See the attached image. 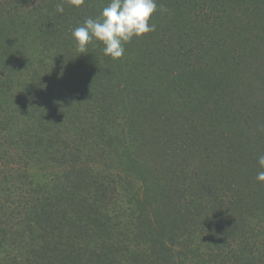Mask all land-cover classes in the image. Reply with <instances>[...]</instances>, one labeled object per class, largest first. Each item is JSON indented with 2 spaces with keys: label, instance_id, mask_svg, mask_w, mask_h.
Masks as SVG:
<instances>
[{
  "label": "trees",
  "instance_id": "1",
  "mask_svg": "<svg viewBox=\"0 0 264 264\" xmlns=\"http://www.w3.org/2000/svg\"><path fill=\"white\" fill-rule=\"evenodd\" d=\"M109 2L0 0V264H264V0Z\"/></svg>",
  "mask_w": 264,
  "mask_h": 264
},
{
  "label": "clouds",
  "instance_id": "2",
  "mask_svg": "<svg viewBox=\"0 0 264 264\" xmlns=\"http://www.w3.org/2000/svg\"><path fill=\"white\" fill-rule=\"evenodd\" d=\"M75 6L84 0H71ZM162 11L167 9L162 8ZM57 11L63 13V5H57ZM157 11L156 0H110L103 7L100 16L89 17L84 23L72 31V36L78 45L80 54L86 53V48L94 40L103 43V52L113 59L124 55V45L133 37L141 36L155 30L150 24L151 16ZM258 165L264 169V155L258 157ZM256 179L264 182V171H258Z\"/></svg>",
  "mask_w": 264,
  "mask_h": 264
}]
</instances>
